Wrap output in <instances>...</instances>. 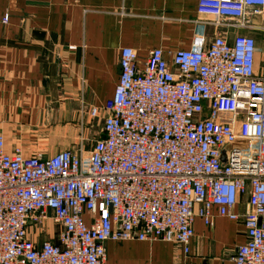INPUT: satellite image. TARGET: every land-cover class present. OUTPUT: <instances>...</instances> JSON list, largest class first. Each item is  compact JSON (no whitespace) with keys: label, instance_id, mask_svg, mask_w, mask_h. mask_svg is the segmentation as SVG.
<instances>
[{"label":"built area","instance_id":"1","mask_svg":"<svg viewBox=\"0 0 264 264\" xmlns=\"http://www.w3.org/2000/svg\"><path fill=\"white\" fill-rule=\"evenodd\" d=\"M263 12L264 0L198 3L199 15L242 29ZM255 58L245 35L197 34L190 48H155L144 60L123 48L89 151L26 157L0 134V264H105L106 243L133 240L188 255L195 221L212 227L217 217L245 226L234 264H264V65L256 73ZM47 220L61 227L56 241L35 238Z\"/></svg>","mask_w":264,"mask_h":264},{"label":"crops","instance_id":"2","mask_svg":"<svg viewBox=\"0 0 264 264\" xmlns=\"http://www.w3.org/2000/svg\"><path fill=\"white\" fill-rule=\"evenodd\" d=\"M198 3L0 0V134L8 150L20 145L26 157H51L78 152L82 142L85 149L95 135L88 128L94 119L89 112L96 107L104 117V105L119 82L123 48L144 60L155 48H190L197 34L208 41L245 35L256 41L255 71L261 73L264 12L250 14L242 29L227 26L236 20L217 23L199 15ZM86 147L89 151L92 145ZM194 231L188 255L162 241L108 242L105 264H234L237 247L246 242L242 221L217 217L206 227L197 219Z\"/></svg>","mask_w":264,"mask_h":264},{"label":"rangeland","instance_id":"3","mask_svg":"<svg viewBox=\"0 0 264 264\" xmlns=\"http://www.w3.org/2000/svg\"><path fill=\"white\" fill-rule=\"evenodd\" d=\"M83 105L84 102L82 103ZM84 117H87V115H83ZM93 123L89 125V129L93 132L94 137H93V141L87 142L85 143L86 146H90L93 145L92 143H94L95 140L98 139V137L101 135L102 132V127H103V118H95L92 119ZM85 121V120H84ZM85 123V122H84ZM83 125H81V129H82ZM82 131V130H81ZM80 131V132H81ZM2 135V134H1ZM80 139L84 142H86L85 139V133L82 132L80 134ZM84 145L83 142L81 143V146ZM20 146V145H19ZM80 146V147H81ZM85 146V149L88 150L89 148ZM79 147V148H80ZM78 148V147H77ZM78 148V149H79ZM71 151V150H70ZM61 232V227L55 223H53L51 220H47L44 225H42L41 227H39V229L37 230V235L35 236V238L37 239H48V240H52V241H56L57 238L59 237V234Z\"/></svg>","mask_w":264,"mask_h":264},{"label":"water","instance_id":"4","mask_svg":"<svg viewBox=\"0 0 264 264\" xmlns=\"http://www.w3.org/2000/svg\"><path fill=\"white\" fill-rule=\"evenodd\" d=\"M228 149H229V147H227L224 151H223V154L224 153H226L227 151H228ZM222 163H223V166H226V165H228V161H227V159H226V157H224L223 155H222Z\"/></svg>","mask_w":264,"mask_h":264}]
</instances>
